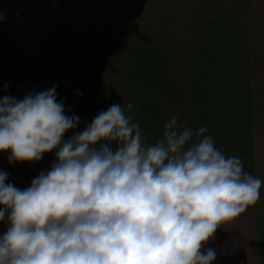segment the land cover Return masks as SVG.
<instances>
[{
    "label": "crops",
    "instance_id": "crops-1",
    "mask_svg": "<svg viewBox=\"0 0 264 264\" xmlns=\"http://www.w3.org/2000/svg\"><path fill=\"white\" fill-rule=\"evenodd\" d=\"M23 4L32 19L0 24V99L55 87L65 108L137 103L148 50L152 108L182 110L178 123L194 130L206 125L219 150L264 181V0ZM170 117L152 119L151 143ZM0 167L21 190L41 172ZM8 226L0 222V236ZM209 247L213 264H264V183L258 202L218 228Z\"/></svg>",
    "mask_w": 264,
    "mask_h": 264
},
{
    "label": "clouds",
    "instance_id": "clouds-1",
    "mask_svg": "<svg viewBox=\"0 0 264 264\" xmlns=\"http://www.w3.org/2000/svg\"><path fill=\"white\" fill-rule=\"evenodd\" d=\"M132 107L113 104L65 139L80 121L55 87L0 99L10 164L56 150L24 190L0 171V222L9 225L0 264H213L216 250L203 246L258 202L264 181L219 150L206 125L194 130L176 115L146 143Z\"/></svg>",
    "mask_w": 264,
    "mask_h": 264
},
{
    "label": "rangeland",
    "instance_id": "rangeland-1",
    "mask_svg": "<svg viewBox=\"0 0 264 264\" xmlns=\"http://www.w3.org/2000/svg\"><path fill=\"white\" fill-rule=\"evenodd\" d=\"M24 0H0V24L19 22L32 19L33 13H30L31 7L24 6ZM30 10V11H29ZM150 40L145 36V41ZM147 48V47H145ZM148 57V58H147ZM151 53L145 50V61H144V72L142 78L141 92L138 94L139 99L137 106L132 107L131 110L125 109L128 115L132 116L134 122L139 123L142 132L146 137V143L152 141V119L158 116H172L177 111L182 112L180 109H153L152 108V77H151ZM31 93L19 94L18 98L22 100L26 95ZM135 95V94H133ZM1 96V95H0ZM132 104V105H133ZM108 108H65L66 115H76L79 117V125L75 130H69L65 133L64 138H70L74 132H82L87 125H89L94 117L101 110H107ZM55 151L45 153L43 158L38 162H14L10 164L8 162V156L10 152H0V166L4 167H15L20 165H27L32 171L41 170L47 172L51 168V164L56 160ZM0 170L2 168L0 167ZM38 173V174H35ZM40 172L32 173V180L37 177ZM9 175V174H8ZM9 179V178H8ZM13 184V183H12Z\"/></svg>",
    "mask_w": 264,
    "mask_h": 264
}]
</instances>
